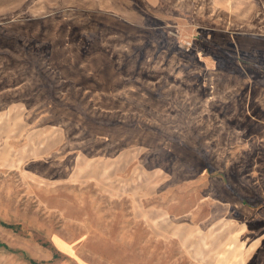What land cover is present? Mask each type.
<instances>
[{
    "label": "rangeland",
    "instance_id": "374dc122",
    "mask_svg": "<svg viewBox=\"0 0 264 264\" xmlns=\"http://www.w3.org/2000/svg\"><path fill=\"white\" fill-rule=\"evenodd\" d=\"M0 264H264V0H0Z\"/></svg>",
    "mask_w": 264,
    "mask_h": 264
}]
</instances>
